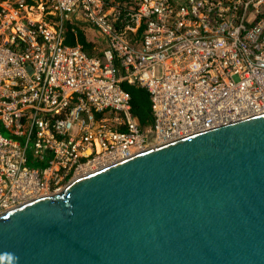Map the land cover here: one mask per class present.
<instances>
[{
	"label": "built area",
	"instance_id": "obj_1",
	"mask_svg": "<svg viewBox=\"0 0 264 264\" xmlns=\"http://www.w3.org/2000/svg\"><path fill=\"white\" fill-rule=\"evenodd\" d=\"M69 23L107 47L66 43ZM124 82L148 91L149 125ZM261 113L264 0H0V214Z\"/></svg>",
	"mask_w": 264,
	"mask_h": 264
},
{
	"label": "water",
	"instance_id": "obj_2",
	"mask_svg": "<svg viewBox=\"0 0 264 264\" xmlns=\"http://www.w3.org/2000/svg\"><path fill=\"white\" fill-rule=\"evenodd\" d=\"M0 264H264V113L1 213Z\"/></svg>",
	"mask_w": 264,
	"mask_h": 264
},
{
	"label": "trees",
	"instance_id": "obj_3",
	"mask_svg": "<svg viewBox=\"0 0 264 264\" xmlns=\"http://www.w3.org/2000/svg\"><path fill=\"white\" fill-rule=\"evenodd\" d=\"M74 26L77 30L76 38L70 32V27ZM85 28L76 24H68L66 29L65 41L68 44L79 43L88 53H93L96 47L95 43L89 39L85 33ZM142 29L139 30L140 36ZM131 39V38H130ZM123 88L130 94L132 113L139 119V122L144 125H149L152 122L151 118V102L149 93L145 88L138 87L133 84L124 82Z\"/></svg>",
	"mask_w": 264,
	"mask_h": 264
},
{
	"label": "crops",
	"instance_id": "obj_4",
	"mask_svg": "<svg viewBox=\"0 0 264 264\" xmlns=\"http://www.w3.org/2000/svg\"><path fill=\"white\" fill-rule=\"evenodd\" d=\"M85 30V33H86V35L87 36H89V39H91L94 43H95V45L96 44H102L101 42H100V38L99 37H94V38H92V30H94L93 28H90V27H88V28H85L84 29ZM95 31V30H94ZM96 32V31H95ZM97 33V32H96ZM98 34V33H97ZM99 35V34H98Z\"/></svg>",
	"mask_w": 264,
	"mask_h": 264
},
{
	"label": "rangeland",
	"instance_id": "obj_5",
	"mask_svg": "<svg viewBox=\"0 0 264 264\" xmlns=\"http://www.w3.org/2000/svg\"><path fill=\"white\" fill-rule=\"evenodd\" d=\"M91 32H92V33H91V34H92V38H94V37H99V38H101V37H100V36H99L94 30H92ZM98 46H99L100 48H105V47H107V46H106L105 44H103V43H102V44H99ZM4 134H6V133L4 132Z\"/></svg>",
	"mask_w": 264,
	"mask_h": 264
},
{
	"label": "bare ground",
	"instance_id": "obj_6",
	"mask_svg": "<svg viewBox=\"0 0 264 264\" xmlns=\"http://www.w3.org/2000/svg\"><path fill=\"white\" fill-rule=\"evenodd\" d=\"M107 165H108V164H107ZM104 166H106V165H104ZM91 172H93V171H91ZM91 172H86V173H84L83 175H86V174L91 173ZM79 177H81V176H79Z\"/></svg>",
	"mask_w": 264,
	"mask_h": 264
}]
</instances>
